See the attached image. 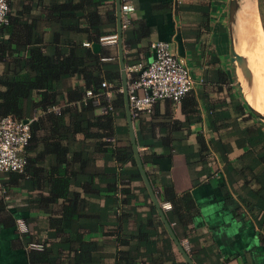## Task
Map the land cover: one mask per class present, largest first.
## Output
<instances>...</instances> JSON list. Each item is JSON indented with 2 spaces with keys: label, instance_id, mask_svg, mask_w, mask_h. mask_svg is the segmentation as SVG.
Instances as JSON below:
<instances>
[{
  "label": "crops",
  "instance_id": "crops-1",
  "mask_svg": "<svg viewBox=\"0 0 264 264\" xmlns=\"http://www.w3.org/2000/svg\"><path fill=\"white\" fill-rule=\"evenodd\" d=\"M66 1L9 0L7 28L20 40L15 38L0 57V74L7 68H15L32 47L47 50L44 47L51 44L53 32L60 31L48 8L50 4ZM98 1L102 2L97 6L102 15L98 21L102 31H106L101 38L117 36L116 9V26L107 18L115 0ZM131 2L134 9L129 14L128 26L122 29L133 31L139 39L130 45L122 34L126 66L150 63L153 59L150 43L162 40L170 44L177 58L184 60L194 79L192 89L179 103L158 100L152 111L141 112L133 119L147 177L161 207L164 203L170 205L169 209L162 210L173 233L193 264H264V188L261 190L264 124L249 110L238 83L236 66L230 60L228 0ZM94 8V5L86 6L82 13ZM258 13L264 34V9L262 16ZM38 36L42 41L37 40ZM10 37L5 26L0 29V46ZM26 39L28 44L22 47L19 42L24 43ZM79 39L84 46L86 35L80 34ZM236 39L237 36L235 43ZM101 42L108 60L120 75V88H114L117 81L106 82L109 87H102L103 98L111 106L114 104L112 113L118 119L109 130L113 135L108 141L116 147L132 146L125 97L123 94L121 99L118 94L122 89L119 45L117 40ZM139 73L140 69L127 75L128 80L137 78ZM62 83L63 98L59 104L64 105L66 90L80 87L82 80L73 76ZM94 103L99 105L97 98ZM26 108L28 118L41 114L33 99L27 102ZM96 108V115L107 109ZM84 139L83 134L75 136L68 144L67 158L70 160L73 151L87 149L92 153L88 172L97 175L112 168L118 174L115 178L105 176L103 181L95 175L93 182L99 189L89 190V195L82 192L77 179L71 176L69 192L80 193L83 202L70 225L64 223L61 211L48 208L41 200L48 195L49 185L43 183V175L49 180L47 171L40 174L36 185L30 181L32 175L28 172L0 173V264H188L143 179L141 182L131 177L134 166L130 162L118 165L108 160L103 153L93 150L92 143H83ZM39 144L26 153L36 155L42 145ZM36 163L51 165L55 159L50 154ZM72 163L70 160L69 164ZM63 165L66 172L77 169L75 165L74 168ZM110 185L114 189H107ZM164 185L170 186L178 198L184 194L189 197L192 208L187 221H178L172 215L171 202L158 194ZM124 188H129L126 195L122 193ZM66 203L61 198L58 200V205ZM52 219L55 225L51 224ZM60 219L62 222L58 223ZM80 241L88 247L84 246L85 251L76 259ZM31 243L38 244L39 248H32ZM44 248V254L31 252Z\"/></svg>",
  "mask_w": 264,
  "mask_h": 264
},
{
  "label": "trees",
  "instance_id": "trees-1",
  "mask_svg": "<svg viewBox=\"0 0 264 264\" xmlns=\"http://www.w3.org/2000/svg\"><path fill=\"white\" fill-rule=\"evenodd\" d=\"M101 3L98 0H80L77 3L68 0L63 4H50L48 13L59 23L60 31L58 33L53 32L51 44L44 47L47 50L32 47L27 56L18 60L15 68H7L4 73L0 74V86L4 88L0 90V115H11L22 120L28 119L26 104L31 99L41 112L40 115H35L36 118L31 122L29 143H34V145L28 144L26 152L27 149L33 151L38 142H40L39 145L42 144L41 148L36 151L34 156L26 153L27 163L23 172H10L9 174L19 173L23 175L28 172L32 175L30 181L36 185L41 179L40 174L43 175L47 171L49 180L46 179L48 176L43 175V180H45L43 183L49 185L48 195L42 197L41 200L48 208L55 207L54 211L57 209L58 212L61 211L60 214L64 216V223L68 225L72 223L77 210H79L78 207L83 202L80 193L69 192L71 176L77 179L78 186L85 195L91 194L89 190L99 189V186L93 182L96 174L87 171V167L92 162L90 151L87 149L73 151L70 160L74 163L69 164L70 160L67 158V154H69L68 144L75 139L77 134H83L85 138L83 143L85 141L92 143L93 150L103 153L108 160L110 159L118 165L130 162L135 168L134 175L131 177L142 182L132 146L129 144L126 147H116L108 141L113 135L109 130L115 126L118 119L112 113L115 108L114 104L111 106L103 98L104 87L102 88V83L117 81V86L114 88H120V75L114 64L108 60L107 50L103 49V45H101V36L106 33L101 29V21H98L102 15L97 6ZM89 5H94V10L89 13H82L84 11L82 8ZM114 12L115 6L113 4L112 9L107 13V18L113 26H116ZM259 12L262 16L261 2H259ZM7 17L8 22L1 27V30L5 26V30L10 32L11 37L2 42L0 57H3L4 51L10 48L15 38L20 40L19 36L13 37L12 29L7 28L10 16L7 15ZM82 17H85L84 21ZM125 31L122 33L125 42L135 45L139 39L138 36H135L134 32L129 29ZM80 34L86 35L88 46L82 45L79 39ZM37 38L38 41H42L39 36ZM19 43L22 47H26L28 39L24 43ZM73 76L81 79L82 85L78 88L75 86L67 89L65 104L61 105L59 103L63 98V92L60 91L62 81ZM88 90L92 91L91 96L86 95ZM118 94L123 99V93L120 90ZM96 98L99 105L94 103ZM98 106L106 107V112L96 115V107ZM40 132L42 133L40 134ZM63 141L67 144L66 147ZM50 154L54 156V164L45 166L38 163L39 165H37L38 159L44 160L45 157L47 159ZM146 158L147 156L144 155V162H147ZM63 164L70 166V168H74L75 165L77 169L66 172V167ZM117 174L115 169L106 168L103 173L96 176L99 177L100 181H103L105 176L115 178ZM261 184V190H263L264 184ZM107 189L114 188L110 185ZM128 190L129 188H124L122 193L126 195ZM69 194H73V196L68 197ZM158 194L163 200L171 202L172 215L178 221H187L188 211L191 210L192 205L186 194L178 198L174 190L165 185L162 190L158 191ZM60 198L67 203L62 206L58 205ZM169 217L173 219V217ZM60 222H62L61 219L58 220V223ZM51 224L55 225L53 219ZM86 244L81 242L79 251L75 255L76 259L85 251V247H88ZM43 251L45 252L46 249L32 250L31 252L44 254ZM30 255L32 256V254ZM32 259L31 257L30 263H32Z\"/></svg>",
  "mask_w": 264,
  "mask_h": 264
},
{
  "label": "built area",
  "instance_id": "built-area-1",
  "mask_svg": "<svg viewBox=\"0 0 264 264\" xmlns=\"http://www.w3.org/2000/svg\"><path fill=\"white\" fill-rule=\"evenodd\" d=\"M134 6L131 0H121L122 28L129 24V14ZM9 0H0V29L8 22ZM116 42L117 36L101 38ZM85 46L89 43L85 42ZM153 59L150 63L127 67V75L140 69L137 78L128 80V101L131 116L134 119L141 112L152 111L158 100L166 99L179 103L192 89L194 79L181 58H177L171 50L170 44L162 40H153L150 43ZM102 87H109L106 82ZM122 92V89H120ZM87 96L92 91H86ZM57 110V108H56ZM36 117L17 119L11 115H0V173L23 172L27 163L26 147L31 139V122ZM164 203L162 209H169ZM32 248H39L38 244L31 243Z\"/></svg>",
  "mask_w": 264,
  "mask_h": 264
},
{
  "label": "water",
  "instance_id": "water-1",
  "mask_svg": "<svg viewBox=\"0 0 264 264\" xmlns=\"http://www.w3.org/2000/svg\"><path fill=\"white\" fill-rule=\"evenodd\" d=\"M243 0H228V6H227V18H228V25H229V34H230V38H231V53L232 56L230 58L231 62L234 63V65L236 66L237 69V73H238V69H240L241 74L243 79L246 81L247 85H251L252 83V72L250 70V67L248 65V61L247 58L244 57L243 55L239 54L236 52L235 50V37H236V30L237 28H235L236 22H237V16H238V12L241 6V2ZM115 9H116V16H117V42L119 45V56H120V67H121V77H122V92L124 94L125 97V105H126V115H127V121H128V127H129V133H130V140H131V144H132V148L134 151V155L138 164V168L140 170L142 179L152 197L153 203L155 204L156 208L158 209L161 218L164 222V224L166 225L172 239L174 240L175 244L177 245L179 251L182 253V255L184 256L186 262L188 264H193V262L191 261V259L189 258V256L187 255V253L184 251L183 247L180 245L178 239L176 238L175 234L173 233L166 217L165 214L162 210V207L158 201V198L156 196V194L154 193L153 187L147 177V174L145 172L143 163H142V159L137 147V142H136V137H135V132H134V123H133V118L131 116V111H130V106H129V101H128V78H127V66L124 62V54H123V47H122V19H121V0H115ZM238 75V74H237ZM238 79V83L240 84V88H241V92L244 96V99L248 105L249 110L251 111V113L257 117L263 124H264V113L258 111L257 109H255L253 106H251V104L248 102L246 94L243 91V86L241 84V81L239 80V76H237Z\"/></svg>",
  "mask_w": 264,
  "mask_h": 264
},
{
  "label": "bare ground",
  "instance_id": "bare-ground-1",
  "mask_svg": "<svg viewBox=\"0 0 264 264\" xmlns=\"http://www.w3.org/2000/svg\"><path fill=\"white\" fill-rule=\"evenodd\" d=\"M254 5V0L241 2L235 25V50L247 58L252 72V83L247 85L238 69L247 100L255 109L264 113V34Z\"/></svg>",
  "mask_w": 264,
  "mask_h": 264
},
{
  "label": "rangeland",
  "instance_id": "rangeland-1",
  "mask_svg": "<svg viewBox=\"0 0 264 264\" xmlns=\"http://www.w3.org/2000/svg\"><path fill=\"white\" fill-rule=\"evenodd\" d=\"M254 1H255L254 7H255V10L257 12V15L259 16V13H258L259 12V2H261V5H262V7L264 9V0H254ZM259 19H260V17H259ZM261 27H262V25H261Z\"/></svg>",
  "mask_w": 264,
  "mask_h": 264
}]
</instances>
